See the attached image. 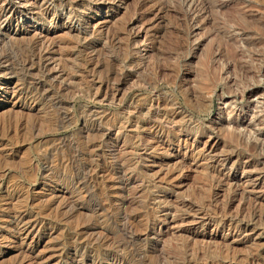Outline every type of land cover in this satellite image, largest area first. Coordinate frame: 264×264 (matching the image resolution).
<instances>
[{
  "label": "rangeland",
  "instance_id": "374dc122",
  "mask_svg": "<svg viewBox=\"0 0 264 264\" xmlns=\"http://www.w3.org/2000/svg\"><path fill=\"white\" fill-rule=\"evenodd\" d=\"M46 1L0 28V264H264V0Z\"/></svg>",
  "mask_w": 264,
  "mask_h": 264
},
{
  "label": "bare ground",
  "instance_id": "6f19581e",
  "mask_svg": "<svg viewBox=\"0 0 264 264\" xmlns=\"http://www.w3.org/2000/svg\"><path fill=\"white\" fill-rule=\"evenodd\" d=\"M15 1H18V5L19 6H22L23 8H25V10L24 11H27V12H31V11H33V10H36V12H37V14L36 15H40V16H42L44 19H46L48 16H49V8L48 7H46L45 5H49V3L50 2H48V1H46V0H41V2H43V3H41L40 5H44V7L42 8L40 5H38L37 4V1H39V0H15ZM93 1H96V0H93ZM98 1V0H97ZM111 2H113V3H115V2H117L118 4H122L123 2H124V0H110ZM48 2V3H47ZM99 2V1H98ZM47 3V4H46ZM53 3V2H52ZM84 3V2H83ZM116 3V4H117ZM51 4V3H50ZM66 4V3H65ZM86 4V3H85ZM95 4V3H94ZM52 5V4H51ZM114 5V4H113ZM18 6V7H19ZM53 6V5H52ZM88 6V5H87ZM119 7V6H118ZM18 8H17V6H16V4H15V2H14V0L12 1V0H0V28H1V31H2V28H4L5 27V25H4V23H6L9 19H11V17H13L14 15H16L17 13H18ZM62 10V9H61ZM55 11V10H54ZM116 11V10H115ZM35 12V11H34ZM35 12V13H36ZM51 12V11H50ZM52 13V12H51ZM55 14V13H54ZM59 14V13H58ZM67 14H69V13H67ZM103 14V13H102ZM156 14V13H155ZM60 15V14H59ZM17 16V15H16ZM62 17V16H61ZM14 18V17H13ZM75 18V17H74ZM52 19V18H51ZM56 20V19H55ZM42 21H43V19H42ZM47 21H49V19L47 20ZM53 21H54V19H53ZM83 22V21H82ZM89 23V22H88ZM98 23V22H97ZM10 24V23H9ZM49 24V23H48ZM83 24V23H82ZM2 25H4V27L2 26ZM92 25V24H91ZM53 26V25H52ZM83 26H85V25H83ZM86 27V26H85ZM89 27V26H88ZM79 28V27H78ZM96 28V27H95ZM83 30H84V28H83ZM40 31V30H39ZM80 31V30H79ZM36 32V31H35ZM92 32V31H91ZM40 33H42V32H40ZM89 33V32H88ZM34 34V33H33ZM32 34V35H33ZM90 34V33H89ZM35 36L33 37V39H34V41H33V43H35L37 46H38V48L37 49H39V54H37V55H39V61H43V59H45V57H47L48 56V52H49V50H50V45H47L46 43H45V39H43V37H42V40H41V38L39 37V36H37V34H34ZM42 36H44V34L42 35ZM48 40V39H47ZM31 43V42H30ZM48 43V42H47ZM33 46V45H32ZM80 46V45H79ZM35 47V46H34ZM86 47V46H85ZM33 48V47H32ZM33 49H35V48H33ZM91 54V53H90ZM4 58V57H3ZM50 59V58H49ZM87 60V59H86ZM49 62V61H48ZM85 63V62H84ZM90 65V64H89ZM93 68V67H92ZM1 71V70H0ZM4 86V85H3ZM5 87V86H4ZM17 90V89H16ZM22 90V89H21ZM20 90V91H21ZM20 91H15V92H17V94H21L22 92H20ZM14 92V93H15ZM13 93V94H14ZM11 94H12V92H11ZM26 96V95H25ZM21 97V96H20ZM18 100V99H17ZM27 101V100H26ZM21 102V101H20ZM15 103V102H14ZM25 103V102H24ZM19 104H21V103H19ZM25 104H27V103H25ZM14 105V104H13ZM29 105V104H28ZM31 105V104H30ZM26 106V105H25ZM11 107V106H10ZM31 107V106H30ZM12 108V107H11ZM13 109V108H12ZM20 109V108H19ZM32 109V108H31ZM28 111V110H27ZM9 123V122H8ZM15 129V128H14ZM7 173V172H6ZM3 177V176H2ZM53 180V179H52ZM56 180V179H55ZM57 182V181H56ZM17 192V191H16ZM17 194V193H16ZM19 194V193H18ZM21 195L23 194V193H20ZM19 194V195H20ZM21 197V196H20ZM10 199H11V197H10ZM18 199V198H17ZM20 199H22V198H20ZM19 199V200H20ZM15 201V200H14ZM23 201H25L26 202V200H23ZM30 201V200H29ZM20 203H22V202H20ZM26 207V206H25ZM30 209V208H29ZM16 213V212H15ZM21 216V215H20ZM15 217H17V216H15ZM14 218V217H13ZM17 219V218H16ZM28 219V218H27ZM5 220V219H4ZM10 220V219H9ZM9 220H7V221H9ZM12 220V219H11ZM14 221V220H13ZM30 221V220H29ZM29 221H26V222H24V218L21 216V217H18V221L17 222H15V223H17V229L20 231V232H26V235H27V233H29V232H27V230H28V228H30V227H33L34 228V225H35V223L34 222H29ZM32 221V220H31ZM34 223V224H33ZM36 223H38V222H36ZM8 224V223H7ZM10 225V224H9ZM10 226H13V225H10ZM13 228H15V227H13ZM10 229V228H9ZM16 229V230H17ZM37 229V228H36ZM15 230V229H14ZM30 230V229H29ZM32 230V229H31ZM30 230V231H31ZM34 230V229H33ZM32 230V231H33ZM40 230V229H39ZM14 232V231H13ZM20 232H18V234L20 233ZM37 232H38V230H37ZM22 234H24V233H22ZM25 235V236H26ZM36 236V235H35ZM34 236V237H35ZM2 237V236H1ZM26 237H28V236H26ZM33 240V239H32ZM4 241V240H3ZM25 241V240H24ZM20 245V244H19ZM29 247V246H28ZM74 251H76V250H74ZM76 254V253H75ZM66 255V254H65ZM70 255V254H69ZM67 256V255H66ZM65 256H63V258H64ZM68 257V256H67ZM66 257V258H67ZM71 257V256H70ZM32 260V259H31ZM61 260H62V257H61ZM72 260V259H71ZM78 260V259H77ZM24 261V260H23ZM63 262H64V260H62ZM32 263V262H31ZM92 263V262H91ZM25 264V263H24ZM27 264H29V263H27ZM61 264V263H60ZM77 264V263H76Z\"/></svg>",
  "mask_w": 264,
  "mask_h": 264
}]
</instances>
